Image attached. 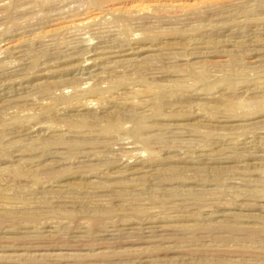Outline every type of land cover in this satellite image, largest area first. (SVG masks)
Instances as JSON below:
<instances>
[{
    "label": "rangeland",
    "instance_id": "1",
    "mask_svg": "<svg viewBox=\"0 0 264 264\" xmlns=\"http://www.w3.org/2000/svg\"><path fill=\"white\" fill-rule=\"evenodd\" d=\"M0 264H264V0H0Z\"/></svg>",
    "mask_w": 264,
    "mask_h": 264
}]
</instances>
